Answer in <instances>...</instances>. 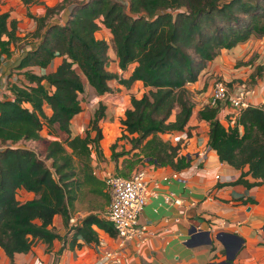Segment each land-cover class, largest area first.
<instances>
[{
	"label": "trees",
	"instance_id": "16d2710c",
	"mask_svg": "<svg viewBox=\"0 0 264 264\" xmlns=\"http://www.w3.org/2000/svg\"><path fill=\"white\" fill-rule=\"evenodd\" d=\"M23 1L28 5L38 0ZM71 3L65 23L49 21ZM28 14L37 21L32 35L40 40L15 67L27 81L10 82L11 94L0 98V143L6 145L0 149V246L12 259L17 252L29 251L37 238L51 243L59 237L49 225L57 213L68 216L76 189L88 188L109 201L106 182L93 173L92 165L93 152L104 157L100 120L106 106L100 104L85 135L71 130L73 118L83 110V76L97 94L112 91V79L127 86L142 80L148 88L140 97L131 96L121 118L122 136L130 138L140 157L179 170L192 158L181 152V142L161 134L183 130L191 119L195 103L188 84L223 48L253 34L264 36V0H63L49 6L45 15ZM102 25L113 35L120 68L134 64L128 77L110 69V43L97 35ZM17 32V19L0 11V64L3 54L12 55L11 43L21 40ZM56 56L63 59L54 71L39 74L31 69L47 67ZM223 103H206L198 112L210 124L209 145L222 161L246 168L239 181L264 184V103L243 108L228 126L219 118ZM45 128L56 135L48 141L45 157L27 145H16L43 139ZM111 146L117 159L122 153L114 151L116 142ZM128 171L117 167L116 173ZM248 173L257 180L249 183L243 177ZM21 187L36 195L22 201ZM92 223L116 235L111 221L91 215L76 226L88 241H99Z\"/></svg>",
	"mask_w": 264,
	"mask_h": 264
},
{
	"label": "crops",
	"instance_id": "0c3cea01",
	"mask_svg": "<svg viewBox=\"0 0 264 264\" xmlns=\"http://www.w3.org/2000/svg\"><path fill=\"white\" fill-rule=\"evenodd\" d=\"M62 1L38 0L27 5L23 0H0V11H9L11 18L17 19V33L21 37V40L11 43L13 52L10 57L6 54L1 56L0 98H4L5 94H11L9 84L13 81L11 79L8 81L7 70L10 67H16L28 49L36 46L40 40V38L32 35V32L37 28V21L28 14V11L30 10L36 16H42L46 14L49 6H54ZM13 3L15 4L13 5ZM72 7L73 3L67 4L59 12L54 13L49 21L65 23L70 16ZM97 35L105 37L109 43L113 40L110 29L105 25H102ZM255 40L253 34L247 40L239 42L232 48H223V52L221 51L216 57L219 56L218 60L222 62L226 56L224 50L229 51L239 46L240 48L237 47L236 52L241 51V57L245 56L247 58L257 48ZM245 44L249 47L243 50ZM111 58L116 59L119 64L116 52L115 56L111 55ZM62 59L63 56H56L47 67L34 65L31 69L39 74L48 73L54 71ZM228 61H230L229 58ZM111 65L112 61L110 69ZM133 66L134 64L125 70L120 68V71L111 70L118 72L122 77H128ZM15 69L19 71V69ZM3 72H6V74ZM21 80L27 81L26 77ZM87 84L89 88H93L88 81ZM109 84L112 91L106 94H97L93 88L96 99L107 103V112L111 107V109L118 108L121 101L125 102L126 108L130 107L131 96L134 94L140 97L148 88L142 80L134 81L131 86L122 84L117 79L110 80ZM202 86L203 82L200 76L196 81L188 84L192 92L202 88ZM200 96L204 98L205 103L210 100V96L207 97L204 92L198 95V99ZM260 96L262 99L259 101H264L263 87L259 89L258 93L254 91L251 97L252 100L256 101ZM81 103L83 110L77 113L72 120L71 130L73 135H83V131L89 126L93 117L91 110L85 112L83 100H81ZM44 107L48 114L52 113V108L48 103H45ZM200 109V105L196 104L192 117L185 127L189 130L190 138L185 142L183 141L181 148L182 153L192 158L188 166L195 165L189 171V174L165 180L163 175L170 174L178 169L171 165L151 164L144 166L152 179L159 180L157 187L152 186L157 193L150 197L140 218V221L146 223L149 227L148 237L145 241L138 238L130 240L123 248L124 259L119 264H223L227 259V247L216 237V234L220 231L230 232L243 238L241 247L232 260V264H264V184H254L253 182L257 179L251 173L245 174L243 177L253 184L247 185V183L239 181L246 168H235L220 159L216 149L209 145L210 124L207 120L199 117L198 112ZM231 111V109L228 110V108L223 107L219 113L220 120L226 126L233 123V115L225 116ZM105 117L106 112L103 118ZM113 125H115V122L110 121L106 124L107 127L104 129L106 131L103 130V133H105L101 141H103L105 148L103 149L104 157H100L98 161L94 157V152L92 153L93 173L105 182L106 175L109 173H104L105 169L98 170L95 168V164L100 162L102 166H105V164L110 165L111 163L116 171L120 165L116 161L117 159L112 157V151L110 150L108 153L106 150V145L110 147L121 131L120 128L119 132L115 131L114 136H111L108 130L114 129ZM45 129H43L42 135L48 136L46 139L48 144L53 136L47 133ZM106 132L108 133L106 134ZM165 133L161 134L164 139L167 137ZM92 134L94 135L93 132ZM105 140L107 143H105ZM38 141L40 140L23 141L16 145L26 146L24 143ZM85 189L89 191L88 188ZM104 190L109 193V201L100 205L102 207L89 208L77 205L79 198L78 189H76V198L69 209L68 216L57 213L54 216L53 223L49 225L59 234V237L54 238L51 243L37 238L29 251L17 252L13 259L0 246V264H13V262L16 264H32L37 257L45 260L48 264H97L105 249L117 248L116 235H112L96 223H92V227L99 234V241H88L83 234L77 232L76 226L83 225L84 219L91 215L108 220L106 211L104 214L101 213L102 210L104 211L109 207L111 201V193L107 183ZM169 191L180 195L184 202L181 205L165 202L163 194ZM20 194L25 195V198L21 197ZM35 195L34 191L27 190L24 187L18 189V197L22 201L33 198ZM38 222L40 221L38 220ZM193 226L202 231H211L212 242H207L209 237L191 241V228Z\"/></svg>",
	"mask_w": 264,
	"mask_h": 264
},
{
	"label": "rangeland",
	"instance_id": "374dc122",
	"mask_svg": "<svg viewBox=\"0 0 264 264\" xmlns=\"http://www.w3.org/2000/svg\"><path fill=\"white\" fill-rule=\"evenodd\" d=\"M16 1V0H13ZM15 3H13L14 5ZM29 12V11H28ZM58 12V11H56ZM257 43V48L252 51L251 55L247 58L245 56L241 57L240 52H236L239 46L234 47L232 50H224V53H226V58L221 61L218 60L219 56L216 57L214 60H210L207 62L206 67L201 71L200 73V79L203 82V86L200 89H197L195 92H192V100L194 101L195 105L198 104L202 108L205 105L204 98L200 96L198 99V95L202 92L209 97L212 94L213 86L217 80L225 79L228 83L231 90L236 88L240 84H246V87L250 88L251 90H254L255 93H258L259 89L263 87L264 92V40L263 36H259L257 34H254ZM113 41V40H112ZM110 43V55L115 56V49L113 46V42ZM255 43V44H256ZM252 46L254 44V41L251 43ZM259 44V45H258ZM244 45V44H242ZM238 47V48H237ZM243 50H246L249 45L245 44L243 46ZM242 50V49H241ZM223 52V50H222ZM246 52V51H245ZM221 53V52H220ZM228 58L230 61H228ZM111 69L120 71L119 64L116 62V59L112 58V65ZM6 74V72H3ZM25 75L22 71H18L15 69V67H10V69L7 70V79L8 81H20L21 79H24ZM84 81L86 83V89L84 92L80 94L81 100L84 102L85 112L91 110L94 114V112L99 108L100 104L103 103L105 106H107V103H104L102 100L98 101L96 99V94L93 90V88H89L87 84V79L85 76H83ZM16 80V81H14ZM9 83V82H8ZM144 93V92H143ZM262 97H258L256 101L261 100ZM105 101L107 102V99L105 98ZM223 107H226L232 110L231 103L228 99L224 100ZM112 108V107H111ZM109 109L108 112L106 110V117L101 120V127L103 130L107 127L106 124L110 123V121L115 122V125H113L114 129L108 130L111 136H114V132H119L120 134L117 136L116 141V147L114 151L121 152L122 154L117 157V162L120 163L118 166L122 170H128L129 174L136 169H139L141 167L156 164L155 162L150 161V158L140 157L137 154V151L139 149L132 148V142L129 137L122 136V124H121V117L125 115L126 110V104L124 101L120 102V105L118 108L115 109ZM92 114V116H93ZM108 115V116H107ZM232 115V112H229V114L225 116ZM111 125V124H110ZM45 131L48 132V129L46 128ZM44 131V133H45ZM106 131V130H104ZM57 133V131H55ZM86 129L83 131V135H85ZM106 132V134L108 133ZM94 135L96 134V131H93ZM105 133V132H104ZM113 134V135H112ZM56 136V135H51ZM64 134L62 133L60 137H63ZM48 136H43V139H41L38 142H31V143H24L27 146L35 149L41 157H45V151L47 147V139ZM108 140V139H106ZM105 140V143H107ZM112 143V144H113ZM111 144V145H112ZM101 147L102 149H105L103 146V141H101ZM106 150L109 153L110 150L113 151L112 146L106 145ZM94 157L98 160L100 159V156L95 151ZM99 161V160H98ZM49 164H51L50 160H47ZM95 168L98 170L105 169L104 173H116V170L112 167V164L110 165L105 164V166H102L100 162H97L95 164ZM103 173V175H104ZM107 191H109L107 189ZM21 197L25 198V195L20 194ZM78 204L80 207H96L100 206L102 204H106V198L104 195L99 193H92L89 192L85 188L78 189ZM102 207V206H100ZM102 209V208H100ZM107 208L103 211H101L102 214L105 213Z\"/></svg>",
	"mask_w": 264,
	"mask_h": 264
},
{
	"label": "built area",
	"instance_id": "2783aa9c",
	"mask_svg": "<svg viewBox=\"0 0 264 264\" xmlns=\"http://www.w3.org/2000/svg\"><path fill=\"white\" fill-rule=\"evenodd\" d=\"M253 93L254 90L246 87V84H240L231 90L226 80L220 79L215 82L210 100L206 103L215 104L221 100L228 99L235 119L243 108L253 104L261 105L264 103V101L252 100L251 96ZM166 133V139L173 143L181 142L182 145L183 141L185 142L190 138L189 130L186 128L177 132ZM5 146L1 144L0 149ZM194 166L192 164L186 168L174 170L170 174L163 175V178L170 180L182 175H188ZM217 176L219 177L220 175ZM105 180L111 193V201L106 210V216L115 228L118 246L114 249H105L97 264H119L124 259L123 248L126 247L130 240L138 238L141 241H145L148 237L149 227L146 223H142L140 218L150 197L157 193L152 186L157 187L159 180L152 179L145 167L136 169L128 175L109 173L106 175ZM163 199L167 203L177 205H181L184 202L183 198L173 191L164 193ZM32 264L48 263L37 257Z\"/></svg>",
	"mask_w": 264,
	"mask_h": 264
},
{
	"label": "water",
	"instance_id": "95a60500",
	"mask_svg": "<svg viewBox=\"0 0 264 264\" xmlns=\"http://www.w3.org/2000/svg\"><path fill=\"white\" fill-rule=\"evenodd\" d=\"M192 236L191 241H196L197 239H203L205 237H209L207 242H212L211 238V231H202L201 229H198L196 226H193L191 228ZM197 232V233H196ZM205 235V236H204ZM216 237L220 239L227 247V259L223 262V264H232V260L235 258L238 250L241 247V242L243 241V238H241L239 235L226 232V231H220L216 234Z\"/></svg>",
	"mask_w": 264,
	"mask_h": 264
}]
</instances>
